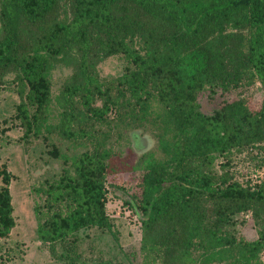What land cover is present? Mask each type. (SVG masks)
I'll return each instance as SVG.
<instances>
[{
  "label": "trees",
  "instance_id": "trees-1",
  "mask_svg": "<svg viewBox=\"0 0 264 264\" xmlns=\"http://www.w3.org/2000/svg\"><path fill=\"white\" fill-rule=\"evenodd\" d=\"M115 55L121 74L100 77L97 62ZM57 64L72 72L53 97ZM243 79L261 87L257 110L230 96ZM0 83L21 99L24 138L57 134L79 148L36 188V235L51 255L59 244L58 257L75 262L74 240L86 228L115 235L110 161L139 131L154 145L128 165L132 183L114 187L140 223L141 263H263L264 0H0ZM207 93L218 101L203 112ZM242 152L256 160L255 179L231 170ZM11 178L0 164V239L15 225ZM240 214L253 221L254 239L237 236Z\"/></svg>",
  "mask_w": 264,
  "mask_h": 264
},
{
  "label": "rangeland",
  "instance_id": "rangeland-1",
  "mask_svg": "<svg viewBox=\"0 0 264 264\" xmlns=\"http://www.w3.org/2000/svg\"><path fill=\"white\" fill-rule=\"evenodd\" d=\"M125 63L121 56L115 55L97 62L96 68L102 78H111L121 74ZM69 66L57 64L51 71L52 95L55 97L71 74ZM9 74L6 80H10ZM241 85L232 89L230 96L244 97L251 107L257 110L263 96L260 85L252 80H241ZM220 94V91L217 92ZM218 95L201 94L199 105L203 112H210L216 106ZM20 97L13 84L0 83V164H4L11 172V202L15 225L7 238L0 239V264H142L140 253V223L132 209L126 203L127 196L114 185L131 184L135 174L129 166L136 155L151 149L154 145L148 133L135 132L120 143L122 155L110 161L107 179V214L113 225L115 235L107 230L95 227L86 228L76 234L72 256L60 258L62 248L56 244L57 254L51 255L46 245L38 241L36 235L37 220L34 205L42 203L36 191L45 181L59 172L61 155L72 156L79 151L70 142L57 134L40 138L23 137L20 120L15 117L16 106ZM55 103L52 107V124L57 122ZM43 135L46 134L43 129ZM48 135V134H47ZM58 149V155L52 154V146ZM231 160V170L240 180L259 176L256 160L246 153H235ZM223 159L217 160L219 165ZM237 236L254 239L256 229L248 214H240L235 218ZM65 254V253H64ZM264 264V255H262Z\"/></svg>",
  "mask_w": 264,
  "mask_h": 264
}]
</instances>
